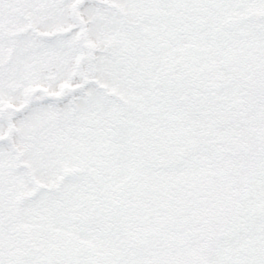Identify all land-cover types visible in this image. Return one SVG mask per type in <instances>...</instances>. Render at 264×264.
I'll return each instance as SVG.
<instances>
[{"label": "snow or ice", "instance_id": "obj_1", "mask_svg": "<svg viewBox=\"0 0 264 264\" xmlns=\"http://www.w3.org/2000/svg\"><path fill=\"white\" fill-rule=\"evenodd\" d=\"M0 264H264V0H0Z\"/></svg>", "mask_w": 264, "mask_h": 264}]
</instances>
